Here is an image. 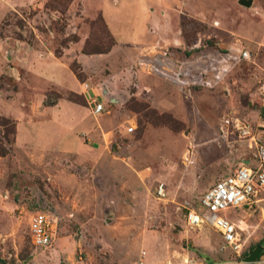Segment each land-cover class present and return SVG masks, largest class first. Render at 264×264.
Returning a JSON list of instances; mask_svg holds the SVG:
<instances>
[{"label": "rangeland", "instance_id": "rangeland-1", "mask_svg": "<svg viewBox=\"0 0 264 264\" xmlns=\"http://www.w3.org/2000/svg\"><path fill=\"white\" fill-rule=\"evenodd\" d=\"M110 1L115 4L120 0H106ZM146 2L150 10L146 13L151 16L146 31L137 40H121L123 36L112 31L87 0H0V118L14 122L0 124V146L6 151L0 156V259L4 264H111L110 256L116 254L103 247L84 249L81 233L87 220L73 200L70 183L57 170L60 157L52 151L41 153L15 144V118L4 112L6 104L22 110L32 91H44L47 102L71 94L82 101L81 95L49 87L32 75L30 63L47 58L68 67L79 84L86 81L91 93L108 104L124 100L123 105L139 112L140 124L163 125L183 138L179 177L174 187H166L165 200L155 198L152 183L154 207L150 214L154 215H144L142 223L144 239L152 244L158 241V235L145 237L146 232H161L164 248L157 250L162 255L159 264H241L256 247L263 250L264 216L258 208L262 202L228 210V217L238 228L243 227L239 230L243 244L238 255L225 247L211 226L188 228L182 205L184 201L196 204L200 193L247 158L242 148L232 150L213 140L222 116L264 125V100L255 93L257 80L264 74V0H252L249 6L237 0H173L164 5L159 0ZM160 7L175 21L173 31L164 27L162 20L152 23L155 18L166 17V12H159ZM115 26L120 33L129 29L120 17ZM174 36L179 42L172 43ZM158 50L178 58L185 56L189 67L196 68L190 71L187 88L170 90L173 113L159 111L143 101L144 91L136 86V74H148L139 68L138 57ZM219 53L235 58L220 63L211 57ZM203 62L216 64L215 71L205 74ZM129 125L137 130L135 122ZM190 146L193 157L187 164L182 156ZM62 163L69 165V160L63 158ZM157 209L166 212L164 219L153 213ZM36 210L57 219L56 238L45 249L34 247L27 232L28 217ZM100 215L88 225L104 236L115 227L128 225L108 212ZM130 227L134 228L133 224ZM140 249L145 250L147 258V248L139 245L136 252ZM185 258L187 263L183 262Z\"/></svg>", "mask_w": 264, "mask_h": 264}, {"label": "crops", "instance_id": "crops-1", "mask_svg": "<svg viewBox=\"0 0 264 264\" xmlns=\"http://www.w3.org/2000/svg\"><path fill=\"white\" fill-rule=\"evenodd\" d=\"M87 1L93 5L94 11L100 12L112 31L123 36L121 40H137L151 21L150 14L146 13V0H120L115 4L106 0ZM171 1L159 0V3L164 5ZM165 8L160 7L159 12H166ZM154 11L152 8L151 12ZM165 15V18H155L152 23L160 24L162 20L163 26L173 31L175 21L167 12ZM119 17L124 25L129 26L121 33L115 26ZM131 27H134V32ZM171 41L177 43L179 39L174 36ZM60 64L47 58L30 63L28 69L47 86L81 95L82 101L58 97L47 102L44 91H32L27 106L22 110L6 104L4 112L15 118V144L41 153L52 151L60 157V168L57 170L70 183L73 200L78 202L77 207L87 220L81 233L84 249L103 247L113 250L116 254L110 256L111 264H133L138 253L136 249L142 245L148 251L145 263H161L162 255L157 252L164 248L161 232H146L145 237L158 235V241L152 244L149 239H144L142 223L144 215L148 217L152 213V183L163 182L170 190L179 177L183 138L163 125L140 124L139 112L123 105L124 100L121 99L108 104L100 98L107 111L93 113L91 88L84 90L74 73ZM136 77V86L140 85V92L144 91L143 101H148L159 111L174 112L170 101V90L176 88L174 83L155 74L137 73ZM131 121L135 122L137 130L127 132V123ZM63 158L69 160V165L62 163ZM105 212L126 220L128 225L115 227L107 236L96 228H90L89 220ZM153 213L162 219L166 215L164 210L159 209ZM132 224L134 228L130 227Z\"/></svg>", "mask_w": 264, "mask_h": 264}, {"label": "built area", "instance_id": "built-area-1", "mask_svg": "<svg viewBox=\"0 0 264 264\" xmlns=\"http://www.w3.org/2000/svg\"><path fill=\"white\" fill-rule=\"evenodd\" d=\"M245 55L242 54L243 57ZM211 57L222 63L225 59V61L234 59L235 55L219 53ZM137 60V64L143 72L155 74L171 81L179 89L188 87L190 71L196 70V68L189 67L187 57L178 58L163 50H158L150 55L141 53ZM202 65L205 74L207 70L215 71L217 67L216 64H207V62H203ZM217 73L218 71L215 72V74ZM216 78H219V75ZM81 85L84 90L90 89L86 81ZM255 93L259 99L264 100V74L257 80ZM90 103L93 113L107 111L100 95L93 93ZM134 128L129 125L126 127V131L131 132ZM213 140L217 145H225L232 150L242 148L247 154V158L242 159L232 173L219 177L200 193L196 197V204L188 201L183 202L185 225L190 229L197 228L202 224L211 226L219 234L225 247L238 255L243 240L240 237V228L228 217V210L238 209L242 206L250 208L256 206L258 202H262L258 208L264 216V125L252 124L244 118L224 115L216 123ZM192 157V146L186 147L182 160L189 164L192 162ZM153 192L158 200L167 198L166 186L163 182H157ZM27 232L34 247L48 248L56 237L57 219L43 210L33 211L28 217ZM144 257L145 251L138 250L133 264H145ZM183 262L187 263V259L185 258ZM165 264H169V262ZM241 264H264V249L254 261L248 263L241 261Z\"/></svg>", "mask_w": 264, "mask_h": 264}, {"label": "water", "instance_id": "water-1", "mask_svg": "<svg viewBox=\"0 0 264 264\" xmlns=\"http://www.w3.org/2000/svg\"><path fill=\"white\" fill-rule=\"evenodd\" d=\"M237 1L239 4L243 6H249L252 0H237ZM260 251H261V247L260 246L256 247L254 250H252L250 253L244 256L242 258V261L245 263L254 261L256 257L258 256V254L260 253Z\"/></svg>", "mask_w": 264, "mask_h": 264}, {"label": "trees", "instance_id": "trees-1", "mask_svg": "<svg viewBox=\"0 0 264 264\" xmlns=\"http://www.w3.org/2000/svg\"><path fill=\"white\" fill-rule=\"evenodd\" d=\"M71 97H68V99H70V100H73V101H76L75 99H74V96H75V94H71L70 95ZM0 120H1V123L0 124H6V123H9V124H11V125H14V122H13V120H10V119H5V118H0ZM6 151H5V149H4V147H1L0 146V156H2L4 153H5ZM264 249V248H263ZM0 264H4V262L0 259Z\"/></svg>", "mask_w": 264, "mask_h": 264}, {"label": "bare ground", "instance_id": "bare-ground-1", "mask_svg": "<svg viewBox=\"0 0 264 264\" xmlns=\"http://www.w3.org/2000/svg\"><path fill=\"white\" fill-rule=\"evenodd\" d=\"M239 228L243 229V227H240V226H239Z\"/></svg>", "mask_w": 264, "mask_h": 264}]
</instances>
